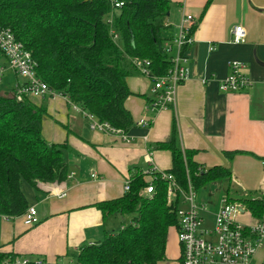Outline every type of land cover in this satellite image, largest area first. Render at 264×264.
Wrapping results in <instances>:
<instances>
[{
	"label": "crops",
	"instance_id": "crops-1",
	"mask_svg": "<svg viewBox=\"0 0 264 264\" xmlns=\"http://www.w3.org/2000/svg\"><path fill=\"white\" fill-rule=\"evenodd\" d=\"M168 1L165 39L177 36L184 10L198 26L187 50L189 76L177 91L175 107L149 110L151 80L140 73L130 76L132 95L125 107L134 125L126 132L130 142L125 143L91 130L85 115L66 98L37 99L47 109L43 137L48 144L65 146L68 176L54 185L21 182L39 223L26 226L23 216H0V254L44 264H74L84 246L102 242L124 226L120 215L104 219L98 204L122 198L126 182L135 175L152 167L159 172L172 169V153L154 149L162 142L174 140L183 152L193 151L194 162L206 170L230 168L232 179L224 183L237 199L264 196V0H212L208 7L209 0ZM236 26L247 32L243 44L231 43ZM233 61L247 64L252 85L242 92L224 93L219 86ZM17 83L21 81L16 78ZM142 118L151 120V125H138ZM226 152L236 154L230 160ZM95 173L97 178L92 177ZM241 217L250 221L244 223ZM239 220L246 225L258 221L249 216ZM168 253L179 264L180 254L174 256L169 247L160 264H171ZM255 261L264 263V238Z\"/></svg>",
	"mask_w": 264,
	"mask_h": 264
},
{
	"label": "trees",
	"instance_id": "trees-1",
	"mask_svg": "<svg viewBox=\"0 0 264 264\" xmlns=\"http://www.w3.org/2000/svg\"><path fill=\"white\" fill-rule=\"evenodd\" d=\"M116 3L122 6L115 8ZM170 11L168 0H0V29L11 30L31 52L38 78L55 93L99 122L128 132L134 121L125 107L132 95L127 79L139 74L134 60L150 61L157 77L172 69L163 35ZM16 92H0V216L9 218L24 217L29 208L23 180L54 185L68 176L65 146L48 144L43 137L47 109L36 101L42 98L18 101ZM154 149L172 153V169L165 173L184 190L189 180L198 191L232 179L230 168H201L193 160L195 153L183 152L174 140ZM235 154L225 155L231 160ZM145 177L135 175L122 198L97 205L104 219L120 215L124 226L104 241L84 246L76 255L77 264L166 261L171 232L179 229L180 205L168 204L167 182L159 174L151 179L155 195L147 199ZM227 197L247 207L254 218L264 217V196L233 199L228 191ZM15 259L0 254V264Z\"/></svg>",
	"mask_w": 264,
	"mask_h": 264
},
{
	"label": "built area",
	"instance_id": "built-area-1",
	"mask_svg": "<svg viewBox=\"0 0 264 264\" xmlns=\"http://www.w3.org/2000/svg\"><path fill=\"white\" fill-rule=\"evenodd\" d=\"M121 6V3L115 4V8ZM194 25V17L184 10L177 36L165 41L164 50L168 56H171L173 65L168 75L157 77L153 75L150 61L134 60L138 72L152 82L153 99L149 103V110L161 112L175 107L177 91L189 76L187 50L193 44L192 29ZM246 39L247 32L244 27L236 26L232 30V44H243ZM210 50H215V47L211 46ZM0 60L7 64L9 70L23 79V82L17 83L15 88L18 101L24 97L55 98L59 96L47 83L38 78L35 70L36 63L31 52L26 50L21 42L17 41L9 29H0ZM229 67L230 74L221 81L220 91L238 93L251 87L252 81L247 74L246 63L233 61ZM5 71L6 67L0 62L1 78ZM1 81L0 79V84ZM75 109L79 110L77 107ZM83 114L87 118L91 130L112 135L125 143L130 142L125 131L114 128L109 123H101L93 115ZM137 123L140 126L149 127L151 120L142 118ZM154 174H159L167 182L168 203L180 205L177 211L179 218L177 238L180 246L181 264H257L255 258L258 250L263 246L264 217L256 221L254 225L243 224L239 220L240 216H249L255 219L251 211L243 204L233 202L226 197L221 200L218 211L211 213L214 217L212 228L206 229L204 228L205 219L202 212L208 210L196 202L197 191L190 180L188 189L184 190L178 185L172 174L159 172L152 167L144 175L153 179ZM92 177L97 178V174H93ZM130 182L131 180L126 182L125 192L130 191ZM155 190V186L150 180L143 192L144 196L146 198L152 197L156 192ZM24 222L26 226H34L39 223L36 208H28L24 215ZM4 264L44 263L41 261L32 262L28 259H15L7 260Z\"/></svg>",
	"mask_w": 264,
	"mask_h": 264
},
{
	"label": "rangeland",
	"instance_id": "rangeland-1",
	"mask_svg": "<svg viewBox=\"0 0 264 264\" xmlns=\"http://www.w3.org/2000/svg\"><path fill=\"white\" fill-rule=\"evenodd\" d=\"M173 55H174V53H173ZM3 62L4 61L1 60V63H3ZM16 78L19 81L23 82L22 78L18 77L11 70L6 69V71L4 72L1 84H0V92H12L16 88ZM224 182H226V181L213 182V183L206 185L205 187L200 188L197 191L196 202L198 204H200L203 208H205V210L210 211V212H208V211L202 212V215L205 219L204 228H206V229L212 228V223H213L214 217H213V215H211V213L218 211V209L220 208V205H221V203H220L221 200L223 198L227 197V191L228 190H227V187H226ZM125 193H128V192H125ZM154 195H152V197H148L147 199L152 200ZM230 196L233 199H237L236 197H234L235 195L233 192L231 193ZM167 202H168V199H167ZM240 220H242L244 223L250 221L248 217H241ZM251 223H252V220H251ZM119 231H120V228L115 230L114 232L117 233ZM168 247H169V250L172 251L174 256H178L180 254L179 242H178L176 230H173L171 232L169 242H168ZM168 261L171 262V264H178L176 261L171 259V257L169 256V253H168ZM74 264H77V263L75 262Z\"/></svg>",
	"mask_w": 264,
	"mask_h": 264
}]
</instances>
